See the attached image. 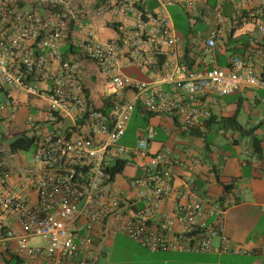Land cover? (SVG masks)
Returning <instances> with one entry per match:
<instances>
[{
  "label": "built area",
  "instance_id": "built-area-1",
  "mask_svg": "<svg viewBox=\"0 0 264 264\" xmlns=\"http://www.w3.org/2000/svg\"><path fill=\"white\" fill-rule=\"evenodd\" d=\"M194 1L105 0L90 10L75 0H1L0 264H82L80 244L90 242L110 216L109 229L152 249L206 252L218 237L222 252L264 256V241L253 249L230 245L225 215L235 199L229 191L219 198L200 194L195 177L186 175L174 205L164 207L175 189V166L183 160L151 149L157 135L153 125L139 131L134 146L121 142L138 102L176 116L179 126L190 128L211 116L212 94L264 88V69L255 57L262 39L251 38L246 54L231 56L227 67L184 60L168 7ZM249 2L242 0L234 9L231 24L251 23L262 38L264 0ZM106 13L116 34L103 39L95 17ZM73 30L82 34L72 43ZM219 32L211 33L204 53L216 46ZM66 41L69 48L63 51ZM87 63L107 89L110 110L98 106L88 92ZM124 66H137L151 76L137 78L125 73ZM22 94L47 100L49 117L30 114L25 127L14 132ZM65 118L71 120L66 126ZM22 133L34 138L28 167L19 163L20 153L27 151L10 146L13 136ZM118 158H127V165L139 171L129 182L136 195L121 212V199L108 195L114 183L109 168ZM84 227L86 236L78 242Z\"/></svg>",
  "mask_w": 264,
  "mask_h": 264
},
{
  "label": "crops",
  "instance_id": "crops-1",
  "mask_svg": "<svg viewBox=\"0 0 264 264\" xmlns=\"http://www.w3.org/2000/svg\"><path fill=\"white\" fill-rule=\"evenodd\" d=\"M104 1L75 0L81 9L88 8L90 10L95 9ZM241 1L195 0L192 6H186L181 3L173 4L181 5L187 14L190 27L182 35L177 30L175 18L170 9V6L173 5L168 7L176 33L180 38L181 48L185 50L187 43H191L193 49L191 54L193 53L195 56V65H220L227 67L231 56H244L246 54L251 38L262 39L264 42V37L261 38V32L253 24L232 26L230 18ZM258 1L251 0L249 5L256 4ZM156 4L155 1L152 2V6ZM196 23L199 24L198 28L195 27ZM95 25L103 39L110 38L116 34L111 22V14L109 13H106L103 17H95ZM191 29L193 30L191 31ZM215 30H220L217 36V44L209 54H206L203 52L205 42ZM81 34L79 30H73L69 39L70 42L73 43ZM68 41L62 46L63 51L69 48L68 43L70 42ZM263 42L262 49L260 48L261 51H257L255 55L256 62L262 69H264ZM207 56H210L211 59L207 60ZM132 67L137 68L136 73L141 76L133 75L137 78L144 79L151 76L149 72L137 66H124L125 69ZM86 68L88 92L93 95L94 102L98 106H106L108 108L105 102L107 89L91 74L93 64L87 63ZM238 93H240L238 100H227L228 95L216 96L212 94L213 99H216V101L210 100L212 114L221 117L237 113L238 121L245 129L255 128L254 133L263 138L262 147L264 149V88L245 87ZM243 93L245 97L242 95ZM32 97L34 96L28 97V95L23 94L20 96L21 106L17 119L12 126L14 132L25 127L26 118L30 114L36 115L41 119L49 117V110L37 111L36 109V112L32 111L30 107ZM243 111L247 115L245 123L240 120ZM70 123L71 120L69 118L63 120V125L65 126ZM148 124L153 125L157 130L156 138L150 143L151 149L166 150L170 155L183 160L182 165L175 166V189L172 197L166 200L164 207L170 208L174 205L176 192L181 189V179L186 175L195 177L197 191L200 194L211 195L214 198H219L226 192V184H232L228 191L232 198L235 199V203L227 209L225 215V234L229 243L232 247L239 246L247 249H253L262 244L264 241V150L261 156L255 152L252 145V134L231 128L225 129L221 125L215 124L211 129H205L202 126L201 130H203V133L195 135L189 131H183L182 127L168 115L154 116ZM216 125L219 133L228 135V143H230L228 147L208 139L209 132L215 129ZM145 126L136 129V137L133 144L122 143L128 147L134 146L137 142L139 131ZM126 134L122 139L132 142L131 138L127 137ZM159 136L165 137L166 140L159 138ZM173 138L175 140L177 138H187L189 141H186L180 147L177 143L171 144L170 140ZM242 144L245 145L243 150L241 148ZM22 153H30L27 160L20 157ZM243 153L248 158H242ZM19 163H21L22 167H28L31 164V152H21ZM17 168L20 169L21 167ZM137 173L139 171L135 166L128 164L122 174L125 176L126 185L124 187L117 186L115 189L113 186L109 195L122 196L127 200L133 199L136 192L130 187L129 182L130 178ZM84 222L85 220H83ZM13 226L17 230L21 229L17 223L13 224ZM85 236L86 229L84 227L80 231L77 241L80 242ZM11 244L13 247L16 246L15 241ZM221 244L222 239L217 237L213 241V248L206 252L152 249L126 234L114 232L111 229L107 232V224L103 223L99 225L98 231L92 236L90 242L80 244L79 261L82 264H113L115 262L112 263V255L115 251H119L125 253V256H128L129 260L133 261L134 264H264V256L257 252H222L218 250ZM118 264L127 263L120 260Z\"/></svg>",
  "mask_w": 264,
  "mask_h": 264
},
{
  "label": "trees",
  "instance_id": "trees-1",
  "mask_svg": "<svg viewBox=\"0 0 264 264\" xmlns=\"http://www.w3.org/2000/svg\"><path fill=\"white\" fill-rule=\"evenodd\" d=\"M193 29H191L192 31ZM188 35V34H187ZM192 46L191 43H187L186 49L184 51V60L189 64V65H193L195 62V56L193 55V53L191 54L192 51ZM105 102L107 103L108 106V110L111 109V101H110V97L105 99ZM162 115H168L162 112H157V111H152L150 109H147L146 107L143 106V104L141 102H138L137 105L135 106V109L133 111L131 120H135L137 125L135 126V129L144 126L146 124H148L150 122V119L154 116H162ZM169 116V115H168ZM172 117V116H171ZM177 124L178 123V119L176 116L172 117ZM130 120V121H131ZM143 121V125L138 124L140 122ZM130 124V123H129ZM215 124H219L221 125V127L226 128H231L233 130H239L242 132H248L250 134H252V145L254 147L255 152L258 155H262L263 154V147H262V143H263V138L259 137L258 135H256L255 132V128H250V129H245V127L238 121L237 118V113L233 114V115H229V116H217L215 114H211V116L208 119H205L203 121H201L199 124H196L190 128H183V131H189L190 133H193L195 135H201L203 133V130H201L202 126L205 129H211L213 125ZM129 126V125H128ZM181 127V126H180ZM34 143V138L30 137V136H26L24 133L22 134H16L13 136V138L10 141V146L12 147L13 150H24V151H28L32 148ZM128 160L127 158H118L115 162V164L109 168V170L112 173V179L111 182H114L116 180V177L118 174H123L124 170L127 166ZM58 173H66V171L64 169L62 170H58ZM232 184H226L225 185V190L228 191L231 188ZM120 203L122 206L125 205V202L120 200ZM107 220V218H106Z\"/></svg>",
  "mask_w": 264,
  "mask_h": 264
},
{
  "label": "rangeland",
  "instance_id": "rangeland-1",
  "mask_svg": "<svg viewBox=\"0 0 264 264\" xmlns=\"http://www.w3.org/2000/svg\"><path fill=\"white\" fill-rule=\"evenodd\" d=\"M170 9L171 11L173 12V15H174V18H175V22H176V25H177V30L179 31L180 35H182V33H186L187 30H188V27L189 24H188V20H187V14L185 13V10L184 8L177 4V5H173V6H170ZM216 22V21H214ZM196 26L195 27H199V24L196 23L195 24ZM211 57L210 56H207V60H210ZM136 70L137 68L135 67H132V68H124V72L125 73H129V74H132V75H137L139 77H141L138 73H136ZM239 95L240 93L238 92H235V93H232V94H229L227 96V100H238L239 99ZM244 97H245V94L243 93L242 94ZM30 107L32 108V111H35L36 112V109L37 111L38 110H45V111H48L49 110V103L47 100L43 99V98H40V97H37V96H34L31 98V101H30ZM247 119V115H246V112L243 111L242 112V116L240 117V120L245 123V120ZM129 127H128V131H127V134L126 136L127 137H130L132 142H127L126 139H122L121 142H124V143H128V144H133L135 142V137H136V129H135V126L137 125L136 121L135 120H131L129 122ZM143 125V121L138 123V124H141ZM163 138L165 139V137L163 136H159V138ZM208 139L211 141V140H214L215 142H218V143H221L223 145H225L226 147L229 146L230 143H228L229 141V138H228V135H225L223 133H219L218 130H217V125L215 127V129L211 130L209 132V136H208ZM166 140V139H165ZM172 143L171 144H179L180 147H182L185 142L189 141V139H184V138H177V140H175V138H173L172 140H170ZM248 142V140H247ZM242 150L245 148V145L242 144L241 146ZM30 153H22L20 157H22V159L24 160H27L28 157H29ZM242 158H248L244 153L242 154ZM126 185V182H125V176L122 175V174H119L117 177H116V180L114 181V189L118 186V187H124ZM32 241H37L38 243H42V240L40 238H33ZM112 263L113 264H116V261H117V264H118V261L120 260H123V261H126L127 264H134L133 261L129 260L128 256H125V253H121L119 251H115L112 255Z\"/></svg>",
  "mask_w": 264,
  "mask_h": 264
},
{
  "label": "water",
  "instance_id": "water-1",
  "mask_svg": "<svg viewBox=\"0 0 264 264\" xmlns=\"http://www.w3.org/2000/svg\"><path fill=\"white\" fill-rule=\"evenodd\" d=\"M55 170H58V169L56 168ZM108 193H109V190H107V194ZM115 197H117V198H119V199H121V200H123L125 202V206L123 208H121V210H119L118 212H121L122 210H125L128 207V205H129V200H127L126 198H124L122 196H115ZM110 218H111V216L108 218V221H107V232L109 231L108 223L110 221Z\"/></svg>",
  "mask_w": 264,
  "mask_h": 264
}]
</instances>
